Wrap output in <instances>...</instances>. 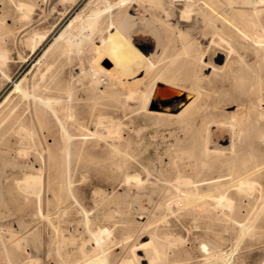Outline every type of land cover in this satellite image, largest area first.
I'll return each instance as SVG.
<instances>
[{
  "label": "rangeland",
  "instance_id": "obj_1",
  "mask_svg": "<svg viewBox=\"0 0 264 264\" xmlns=\"http://www.w3.org/2000/svg\"><path fill=\"white\" fill-rule=\"evenodd\" d=\"M119 1L0 0V50L7 54L3 69L9 76L0 85V264H149L136 259L148 249L139 245L151 238L167 254L159 264H210L202 259V245L217 249L211 260L264 264V43L256 41L264 23L255 27L236 15L252 9L250 0H213L216 8L209 0ZM90 15L95 27L86 23ZM71 24L77 38L91 36L79 54L62 52L61 35ZM127 37L138 46L112 47ZM155 52L159 67L186 60L192 80L177 82L200 91L201 107L181 117L153 116L143 98H127L126 85L111 83L115 93L90 91L92 63L128 76L146 69V57ZM151 74L139 87L149 86ZM50 81L60 82V127L47 118L31 123L33 99L17 90L22 85L38 95ZM69 96L72 110L63 105ZM17 116L27 119L24 133L13 123ZM61 123L72 135L68 156ZM115 127L120 136L108 137ZM38 173L41 192L35 183L23 184L26 175ZM220 176L226 179L222 186L179 183ZM241 179L254 181L255 188L236 190ZM185 191L206 196L187 202ZM223 192L231 208L213 199ZM99 228L111 234L100 246L91 234Z\"/></svg>",
  "mask_w": 264,
  "mask_h": 264
},
{
  "label": "bare ground",
  "instance_id": "obj_2",
  "mask_svg": "<svg viewBox=\"0 0 264 264\" xmlns=\"http://www.w3.org/2000/svg\"><path fill=\"white\" fill-rule=\"evenodd\" d=\"M127 0H121L117 3V5H122L125 4ZM211 7L212 8H216L218 7L217 3H214L213 0H209ZM89 2V1H88ZM227 2L229 4H234L237 3V1L234 0H227ZM109 4V3H108ZM248 4L250 5L249 8H252L250 10H244V9H239L237 10V14L241 15V17L244 19L245 17L247 18V22L251 23L252 25H254L255 27L259 26V22L262 21L264 23V1L263 0H250L248 2ZM187 5V4H186ZM21 6V5H20ZM190 6V5H189ZM188 6V7H189ZM24 10L28 7H26L25 5H23ZM19 8V7H18ZM21 8V7H20ZM142 8V7H141ZM187 8V7H186ZM189 8H187L188 10ZM191 9V7H190ZM189 9V11H190ZM22 10V8H21ZM29 10V8H28ZM31 10V9H30ZM186 10V9H185ZM135 11V10H134ZM171 11V10H170ZM173 11V10H172ZM188 11V12H189ZM30 12V11H28ZM186 12L187 11H183L182 13V17L186 16ZM26 15L28 14L27 11L25 13ZM24 14V15H25ZM140 14V11L136 14H134V16H137ZM172 14L175 15V13L173 12ZM217 14V13H216ZM25 15V16H26ZM96 15V14H95ZM95 15H90L86 19V23L87 25H90L91 27H95V22L93 21V17ZM168 15V13H167ZM27 17V16H26ZM132 17V16H131ZM226 18H228V15H225ZM234 17V15H233ZM233 17H230L228 19L234 20ZM130 18V17H129ZM26 19V18H25ZM126 20V19H125ZM129 20V19H128ZM181 21L184 22V19H181ZM73 22V21H72ZM84 22V21H81ZM195 22V21H194ZM125 23V21H124ZM145 23V22H144ZM143 23V24H144ZM234 23V22H233ZM261 23V22H260ZM70 24V23H69ZM82 24V23H81ZM85 24V23H83ZM131 24V23H130ZM113 25V24H112ZM146 25V24H145ZM85 26V25H84ZM73 24H71L69 26V29H67V31H64V33L61 35V38L65 39V46L63 47V53H68L70 52L72 49H77V51L80 50L81 45L83 44V41L86 39H89L91 36L88 35H80V38H77L76 35L72 34V30H73ZM87 28V27H86ZM85 28V29H86ZM89 28V27H88ZM87 28V29H88ZM125 26L122 27L120 26L121 32H123L125 29ZM142 28V27H141ZM86 29V30H87ZM112 29V27H111ZM189 29V28H188ZM85 30V31H86ZM134 30V28H133ZM76 31V30H75ZM80 31V30H79ZM81 31H84L81 30ZM84 31V32H85ZM113 31V29L111 30ZM110 31V32H111ZM119 32V30H117ZM67 33V34H66ZM87 33V32H86ZM182 33V32H181ZM76 34V33H75ZM79 34V33H78ZM82 34V33H81ZM88 34V33H87ZM115 33H112V39L114 38ZM128 34V33H127ZM124 35V34H123ZM126 35V34H125ZM130 35V34H129ZM110 36V34H109ZM131 36V35H130ZM124 37V36H123ZM253 37H255L253 35ZM130 38V37H129ZM146 38V36H145ZM56 39V38H55ZM133 39V37H132ZM135 39V38H134ZM255 39V38H254ZM60 41V38L57 39L56 43L58 44V42ZM131 41V40H130ZM128 37L127 38H123L121 39V41L118 42V44H116L115 46H112L113 48L117 49V48H121L124 47L128 44H130L131 46H135L132 45L130 43ZM134 41V40H133ZM145 41V40H144ZM203 41V40H202ZM258 43L262 44L264 43V34H257V40ZM109 41L103 40L102 41V45H106L108 44ZM132 42V41H131ZM93 44V43H92ZM46 45V44H45ZM192 43L190 42L189 44L186 45L185 49L192 47ZM138 46V45H136ZM86 47V46H85ZM144 49V48H142ZM186 51V52H187ZM80 52V51H79ZM185 52V51H184ZM185 52V53H186ZM199 52V51H198ZM201 52V50H200ZM188 53V52H187ZM202 53V52H201ZM261 53V52H259ZM79 54V53H77ZM156 52L152 53L150 55H148L145 59V62H147L149 64V66L144 69V70H138L137 72L130 74L128 76H119L116 74L111 73L110 71H108L107 69L103 68L100 64H94L92 63L91 66H89V68H92L86 71L90 72V78H91V85H89L90 91L92 92V94L95 95H103L105 94L107 91V89H112L110 91H112L113 93H115V89H113L112 87H110L113 82L120 84V86H128L126 87L129 91L126 92V95L128 94L127 98H133L136 97L137 99L139 97L144 99V104H143V108L145 110V112L149 115H153V116H173V117H181V116H186L190 113L193 112V110H195L198 107H201L200 104V99H201V93L200 91H195L193 89H188L184 86H181L178 82L177 79L178 78H188L191 79V73L190 76L187 73L186 70H184L183 66L184 64H186V60L184 61H178V58H173L170 60V62L166 65H162V66H157L156 62H154V56L156 57ZM7 54H5L2 50H0V85L2 84V82L4 81V79H9L8 74L6 73V71L3 69L4 67H7V61H6V56ZM179 55V54H178ZM186 55V54H185ZM199 55V54H198ZM158 56V55H157ZM180 56V55H179ZM197 56V55H196ZM195 56V57H196ZM204 56V55H203ZM60 57V52L56 55H54V59L52 60V63H47L46 66L51 68V66L58 61ZM204 58V57H203ZM229 58V57H228ZM195 58H191V61H193ZM198 60V59H197ZM260 60V59H259ZM200 61V59L198 60ZM204 61V60H203ZM197 63V62H196ZM210 63V62H209ZM191 64V63H189ZM195 64V62H194ZM206 64V63H205ZM212 64V63H211ZM207 65V64H206ZM209 65V64H208ZM207 65V67H209ZM215 64L211 65V68H215L213 67ZM191 66V65H190ZM196 67V66H195ZM203 67L205 68V66L203 65ZM217 67V66H216ZM88 68V67H87ZM203 68V69H204ZM219 68V67H218ZM187 69V68H186ZM202 69V68H201ZM202 69V70H203ZM83 70V69H82ZM189 70V69H188ZM196 70V69H195ZM217 70V69H214ZM85 71V70H84ZM191 71V70H190ZM204 71V70H203ZM202 71V72H203ZM213 71V70H212ZM220 71V70H219ZM237 71V70H235ZM154 73V75L151 74V76H153L151 80V82L149 83V86H145V87H139V82H142V79L148 75L149 73ZM193 72V71H192ZM85 74V72H81V74ZM195 73V71H194ZM143 74L142 78H139V76H141ZM235 75V73H233ZM16 75V74H15ZM37 75V74H36ZM35 75V77H36ZM201 75V74H199ZM212 75V73H211ZM210 75V76H211ZM217 75V74H216ZM199 77V76H198ZM198 77H194V81L196 84H198ZM18 78V77H17ZM151 78V77H150ZM193 78V77H192ZM201 78V77H200ZM209 78V77H208ZM149 79V78H148ZM204 79V78H203ZM202 79V80H203ZM192 80V79H191ZM205 80V79H204ZM112 83V84H111ZM203 83V82H202ZM201 83V84H202ZM203 85V84H202ZM205 87V86H204ZM60 82H47L45 84H43L41 86V88L39 89L38 95H35L34 93L32 94V92L28 91L27 89H24L22 85H17V90L19 92H21L23 94V96L25 98H32L33 99V103L32 105L33 110L31 111V119L30 122L31 123H39L42 124L44 122L43 119L47 118L48 120L52 119V121H54V125L55 126H59L60 127V116H59V108L60 107ZM202 88V87H201ZM206 89V88H205ZM204 89V90H205ZM208 93V92H207ZM206 90H205V94ZM203 94V93H202ZM6 95V94H5ZM201 95V96H200ZM110 98V97H109ZM71 99L70 96L68 98L67 101L63 102L64 105V109L66 110H72V108H74V106L70 103ZM94 101V100H93ZM98 103V102H97ZM134 104V103H133ZM254 106V105H252ZM256 107V106H254ZM261 107V106H260ZM176 109L178 110L176 112ZM90 112V111H89ZM103 113V112H102ZM104 114H102L103 116ZM262 115V114H261ZM104 117V116H103ZM101 118V117H100ZM98 119L99 121H101V119ZM107 118V117H106ZM96 119V120H97ZM105 119V118H104ZM97 120V121H98ZM110 120V119H109ZM27 119H20V117H15L13 120V123L15 125H17L18 128V132H23L28 126L26 125ZM96 123L99 124L100 126H102V122L101 124L100 122ZM108 121V120H107ZM215 121V120H214ZM79 122V121H76ZM216 123V122H215ZM80 124V123H79ZM110 124V123H109ZM108 124V125H109ZM107 125V124H106ZM40 126V125H39ZM62 126V134H63V139H65L67 141V145L66 147L63 149L62 153H64L65 155H69L71 153V144L69 145V143H71L72 140V135L67 131L65 123H61ZM107 128L109 126H106ZM105 127V128H106ZM126 127V126H125ZM194 127V126H193ZM82 128V127H81ZM118 128V127H117ZM116 127L112 129L107 130L106 135L108 137H115V136H120V132L118 131L119 129H117ZM206 128V127H205ZM209 129V128H208ZM27 130V129H26ZM206 130V129H205ZM204 130V131H205ZM43 131V130H42ZM17 132V131H16ZM17 132V133H18ZM25 132V131H24ZM23 132V133H24ZM27 132V136H32V132L31 131H26ZM181 132V131H180ZM16 133V134H17ZM140 133V132H139ZM189 133V131H188ZM203 133V132H202ZM22 133H19V136ZM24 136V135H23ZM26 136V134H25ZM24 136V137H25ZM26 136V137H27ZM96 136V135H95ZM100 136V135H99ZM98 136V137H99ZM22 137V135H21ZM22 137V138H24ZM25 137V138H26ZM104 137V136H103ZM203 137V136H202ZM25 142V141H24ZM181 142V141H180ZM175 143V141H174ZM176 144V143H175ZM179 144V143H178ZM204 147V146H203ZM30 149V148H29ZM25 150V149H24ZM31 150V149H30ZM115 150L117 152L118 149L117 147H115ZM205 150V149H204ZM209 150V149H208ZM231 150V149H230ZM233 150V149H232ZM231 150V151H232ZM204 152V151H203ZM7 154V153H6ZM234 154V153H233ZM3 155V154H2ZM21 155V153H20ZM1 156V155H0ZM25 156V154H24ZM186 156V155H185ZM6 157V156H5ZM182 159V158H181ZM208 159V158H207ZM245 163H248V160H245ZM245 165H243L242 167L244 168ZM68 171V170H67ZM158 173V172H157ZM68 174V173H67ZM180 177V176H179ZM42 177L40 176V174L38 173L37 176H34L32 174L30 175H26V178L23 180V184L24 186L31 187L30 185H32V183L36 184V187H40L41 186V179ZM69 178V177H68ZM178 180H181L180 178ZM183 180V179H182ZM180 181L179 183H183L187 186H191L193 188L198 189L199 186L201 185H212V186H222V183L224 180L226 179H221V176L218 177L217 179H207V180H203V181H192V180H183ZM210 180V181H209ZM177 181V180H176ZM201 182V183H200ZM69 185V184H68ZM71 185V184H70ZM33 186V185H32ZM237 188L236 190H247V191H252L255 188V182L252 180H248V179H241L238 181L237 183ZM30 189V188H29ZM34 191V190H33ZM42 189L39 188L38 192H41ZM32 192V191H31ZM186 195H185V200L187 202H189L190 200H195L198 198H202L204 196H206V194H202L199 193V191L195 192V191H185ZM33 193V192H32ZM35 193V192H34ZM130 193V192H129ZM36 194V193H35ZM127 194V193H126ZM104 197V196H103ZM113 198V197H112ZM116 198V197H115ZM104 199V198H103ZM107 199V198H106ZM128 199V198H127ZM180 199V198H179ZM213 199H215L218 203V207H220L219 205L222 206H227V207H232L233 206V201L231 200L230 197H228V195L223 192V193H218L216 196H213ZM100 200V199H99ZM117 200V198L115 199ZM138 200V199H137ZM119 201V200H118ZM125 202H128L125 200ZM178 202V201H177ZM176 202V203H177ZM182 204V203H181ZM177 206V204H175ZM179 205V204H178ZM183 206V205H181ZM217 206V205H216ZM217 208V207H216ZM169 211V210H168ZM223 211V210H222ZM225 212V211H224ZM226 213V212H225ZM223 215H225L224 213H222ZM231 215V214H230ZM227 216H229L227 214ZM87 219V216H86ZM88 221V220H87ZM80 227V226H79ZM112 233V231H111ZM92 237L94 238V240L96 241V244H98V246H100L102 243L104 244L105 242H107L110 239V232L109 229H103V228H99L97 231H93L92 233ZM176 239V237H175ZM168 240V245L173 246L174 243L170 238H167ZM65 243V242H64ZM108 243V242H107ZM106 244V243H105ZM114 244V243H113ZM62 245V244H61ZM68 245V244H67ZM201 244H199L200 246ZM109 246V245H108ZM140 248H138V250H142V247H146L148 248L147 251H145L143 257H138L137 256V261L140 263V261H148L149 264H159V261L162 259V257L164 255H167L166 252L165 253H161L156 246H154L153 243V238H151V240L149 242H142L140 245ZM138 247V246H137ZM175 247V246H174ZM202 250V259L206 260L208 263L210 264H234L235 259H232L233 257H228L226 258H219L216 260H211L214 257V251H216L217 249L213 248V247H206L204 245H202L201 247ZM134 251V250H133ZM103 254V253H102ZM134 254V253H133ZM230 254V253H229ZM104 255V254H103ZM216 255V254H215ZM230 256H233L230 255ZM136 257V256H135ZM105 258V257H104ZM93 264V263H92ZM105 264V263H104Z\"/></svg>",
  "mask_w": 264,
  "mask_h": 264
}]
</instances>
